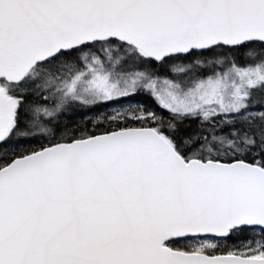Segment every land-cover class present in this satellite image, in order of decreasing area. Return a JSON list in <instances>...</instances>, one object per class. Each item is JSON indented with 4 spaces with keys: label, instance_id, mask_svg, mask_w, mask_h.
Wrapping results in <instances>:
<instances>
[{
    "label": "snow or ice",
    "instance_id": "6c2138e0",
    "mask_svg": "<svg viewBox=\"0 0 264 264\" xmlns=\"http://www.w3.org/2000/svg\"><path fill=\"white\" fill-rule=\"evenodd\" d=\"M0 264H264V0H0Z\"/></svg>",
    "mask_w": 264,
    "mask_h": 264
}]
</instances>
